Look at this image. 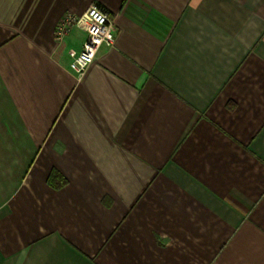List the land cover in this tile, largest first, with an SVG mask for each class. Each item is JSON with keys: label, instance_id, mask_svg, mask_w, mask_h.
<instances>
[{"label": "crops", "instance_id": "0c3cea01", "mask_svg": "<svg viewBox=\"0 0 264 264\" xmlns=\"http://www.w3.org/2000/svg\"><path fill=\"white\" fill-rule=\"evenodd\" d=\"M0 264H264V0H0Z\"/></svg>", "mask_w": 264, "mask_h": 264}, {"label": "built area", "instance_id": "2783aa9c", "mask_svg": "<svg viewBox=\"0 0 264 264\" xmlns=\"http://www.w3.org/2000/svg\"><path fill=\"white\" fill-rule=\"evenodd\" d=\"M72 28H78L87 34L83 49L72 52L71 72L79 82L93 65L102 47L113 48L116 43L118 28L111 15L99 5L93 4L81 15L66 12L58 22L54 38L61 44Z\"/></svg>", "mask_w": 264, "mask_h": 264}, {"label": "trees", "instance_id": "16d2710c", "mask_svg": "<svg viewBox=\"0 0 264 264\" xmlns=\"http://www.w3.org/2000/svg\"><path fill=\"white\" fill-rule=\"evenodd\" d=\"M60 175L57 174V172H53L51 174V176H49V183L50 185H52L53 187H55L56 189L61 187L64 183L65 180L62 179L61 177H59Z\"/></svg>", "mask_w": 264, "mask_h": 264}]
</instances>
